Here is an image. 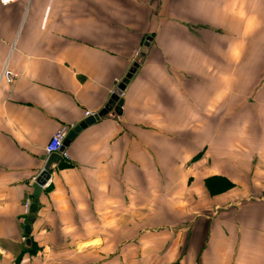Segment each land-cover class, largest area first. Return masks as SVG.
Returning a JSON list of instances; mask_svg holds the SVG:
<instances>
[{"label": "crops", "instance_id": "0c3cea01", "mask_svg": "<svg viewBox=\"0 0 264 264\" xmlns=\"http://www.w3.org/2000/svg\"><path fill=\"white\" fill-rule=\"evenodd\" d=\"M5 66L18 78L0 82V264H264V0L0 4ZM130 72L120 112L50 164L26 244L49 139ZM169 210L144 260L152 229L135 218Z\"/></svg>", "mask_w": 264, "mask_h": 264}, {"label": "water", "instance_id": "95a60500", "mask_svg": "<svg viewBox=\"0 0 264 264\" xmlns=\"http://www.w3.org/2000/svg\"><path fill=\"white\" fill-rule=\"evenodd\" d=\"M132 76V72L128 73L126 77L118 84L116 90L114 91L111 99L108 101V103L97 113L88 116L85 118L81 123L74 126L69 133L67 134L64 142H63V149L66 148L69 143L76 137V135L84 128H86L89 125L94 124L95 122L99 121L101 118L105 117L107 114L111 112V110L114 108V111L120 112L123 100L121 97L122 92L124 91V88L126 84L128 83L129 78ZM60 159V155L56 153H52L45 165V169H43L38 177L36 178L35 182L32 183L33 187V201L30 205L29 211L30 214L27 217L26 224L24 226V233L29 234L31 222L34 220V213L38 209V201L39 197L42 193L43 186L47 183V181L50 179V164L53 162H56ZM30 243V239H26V244Z\"/></svg>", "mask_w": 264, "mask_h": 264}, {"label": "built area", "instance_id": "2783aa9c", "mask_svg": "<svg viewBox=\"0 0 264 264\" xmlns=\"http://www.w3.org/2000/svg\"><path fill=\"white\" fill-rule=\"evenodd\" d=\"M17 0H0L1 5H9L11 3L16 2ZM137 55V54H136ZM18 78V74L5 66L0 73V82L4 84H13ZM94 113H90L88 111L84 112V116H91ZM73 125L70 124H62L58 127V129L54 132V134L49 139L48 143L45 146V153L50 155L52 153H59L60 157L64 160H68V155L65 152V149H62L63 141L66 138L68 132L73 128ZM35 177L33 178V182H35ZM51 179L47 181V183L43 186V189L49 186ZM31 205V200H27L24 203V211L29 215V207ZM23 239V237H22Z\"/></svg>", "mask_w": 264, "mask_h": 264}, {"label": "rangeland", "instance_id": "374dc122", "mask_svg": "<svg viewBox=\"0 0 264 264\" xmlns=\"http://www.w3.org/2000/svg\"><path fill=\"white\" fill-rule=\"evenodd\" d=\"M180 154H178V158L180 157ZM186 155H188V154H186ZM209 179L212 180V179H214V177L208 178V180ZM219 185H220V183H219ZM223 191H225V188L214 191V193H221ZM155 207H156V204L152 203L151 208L153 209ZM29 214H30V212H29ZM150 215H151L150 218H146L145 216H138L135 218L138 221L145 222V225H146L145 227L149 226V228L152 229L149 234L142 233L143 235L139 238V243L142 247V255L144 256V260H146L147 256L149 255V254L147 255L146 250H149V249L154 250V249L165 244V239L161 238V237L154 239L155 243L152 242V237L156 238L154 236H160L161 235V233L154 232V230L160 229L162 227V225H164V224L174 222L175 219H176V221H178V216H176V213L173 212L172 210H169L167 213H165L164 211H161L159 213H157V211H154V212H151ZM143 218H146V220H144ZM142 226H143V224H142ZM23 238L25 240L28 239V237H25V236H23Z\"/></svg>", "mask_w": 264, "mask_h": 264}, {"label": "trees", "instance_id": "16d2710c", "mask_svg": "<svg viewBox=\"0 0 264 264\" xmlns=\"http://www.w3.org/2000/svg\"><path fill=\"white\" fill-rule=\"evenodd\" d=\"M207 181H208V180H206V185H207L208 187L211 188V185H209V183H207ZM229 187H230V186H229ZM25 221H27V218H26ZM24 236H25V237H29V234H25V233H24ZM29 249H31V248H29ZM171 264H179V263H178V262H174V263H171Z\"/></svg>", "mask_w": 264, "mask_h": 264}, {"label": "bare ground", "instance_id": "6f19581e", "mask_svg": "<svg viewBox=\"0 0 264 264\" xmlns=\"http://www.w3.org/2000/svg\"><path fill=\"white\" fill-rule=\"evenodd\" d=\"M88 117V116H87ZM56 154H59V153H56ZM33 194V193H32ZM32 201H33V196H32Z\"/></svg>", "mask_w": 264, "mask_h": 264}]
</instances>
